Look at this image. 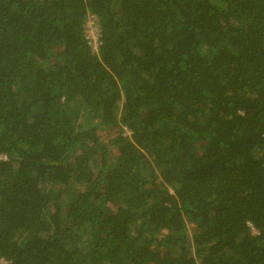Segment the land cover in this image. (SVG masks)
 Instances as JSON below:
<instances>
[{"label":"trees","instance_id":"obj_1","mask_svg":"<svg viewBox=\"0 0 264 264\" xmlns=\"http://www.w3.org/2000/svg\"><path fill=\"white\" fill-rule=\"evenodd\" d=\"M0 264H264V0H0Z\"/></svg>","mask_w":264,"mask_h":264},{"label":"rangeland","instance_id":"obj_2","mask_svg":"<svg viewBox=\"0 0 264 264\" xmlns=\"http://www.w3.org/2000/svg\"><path fill=\"white\" fill-rule=\"evenodd\" d=\"M87 27V37L91 41V44H95V40L97 39L98 36V27L94 22V19H90L89 22L86 24Z\"/></svg>","mask_w":264,"mask_h":264},{"label":"built area","instance_id":"obj_3","mask_svg":"<svg viewBox=\"0 0 264 264\" xmlns=\"http://www.w3.org/2000/svg\"><path fill=\"white\" fill-rule=\"evenodd\" d=\"M91 46H92V49H93L94 51L97 50V48H98V46H99V30H98V36H97V39L95 40V44H94V45L91 44ZM2 158H5V157H2Z\"/></svg>","mask_w":264,"mask_h":264}]
</instances>
